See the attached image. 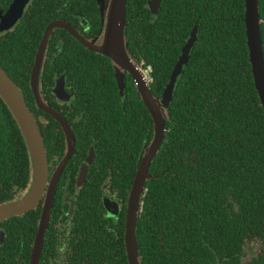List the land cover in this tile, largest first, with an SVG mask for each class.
<instances>
[{
	"label": "trees",
	"instance_id": "1",
	"mask_svg": "<svg viewBox=\"0 0 264 264\" xmlns=\"http://www.w3.org/2000/svg\"><path fill=\"white\" fill-rule=\"evenodd\" d=\"M10 1L0 0V11ZM89 1L95 2L32 0L13 29L0 31V64L37 118L44 112L37 107L31 74L46 26L71 10L86 14ZM149 1L128 0L126 36L132 57L152 67L150 86L157 97L196 26L198 38L177 81L165 141L150 169L155 177L142 198L141 264H264V107L250 63L245 0H163L155 17ZM260 16L264 49V0ZM56 32L66 34L64 48L59 52L54 44L53 53L49 45L41 89L53 95L55 78L65 73L75 90L72 106L59 107L70 112L71 121L75 109L85 119L82 126L73 123L77 154L70 165L83 160L90 145L98 151L62 263L129 264L126 208L154 136L153 118L130 75L123 97L110 58L84 48L64 29ZM47 119L46 128L39 124L56 158L64 152L65 137L55 119ZM32 166L22 132L0 96V203L27 192ZM103 184L117 190L123 203L118 219L107 216ZM62 204L54 206L41 264H55L52 228ZM40 213L41 206L0 222L5 231L0 264L30 263Z\"/></svg>",
	"mask_w": 264,
	"mask_h": 264
},
{
	"label": "water",
	"instance_id": "2",
	"mask_svg": "<svg viewBox=\"0 0 264 264\" xmlns=\"http://www.w3.org/2000/svg\"><path fill=\"white\" fill-rule=\"evenodd\" d=\"M32 0H13L6 11H0V31H8L24 17L25 12ZM163 0H150L149 7L151 13L155 16L159 13ZM101 9L107 14L106 28L103 31L102 39H87L81 36L78 30L62 20L50 23L44 33L40 43L36 61L31 74V87L34 93L37 107L47 114L52 115L61 125L67 140L66 151L54 177L49 181L50 160L48 149L39 118L36 117L27 99L17 84V82L8 74L6 69L0 64V96L8 106L15 118L28 151L32 158V182L27 192L17 199L0 203V222L8 220L15 216H22L36 209L42 203L43 209L39 219V227L34 240L33 250L30 258V264H41L44 246L46 243L47 232L52 217L55 195L59 183V177L65 169L68 162L76 152L77 140L72 126L66 117L55 107L45 102L41 89L42 73L46 62V53L49 40L55 28H63L76 37L85 46L99 52L110 58L115 69V76L122 96H125L127 86V75L134 80L135 86L147 106L154 122V136L150 144L146 147L141 162L137 168L126 209L125 224V246L129 264H141L140 247L137 236L138 220L142 210V198L147 188L149 179L155 177L150 175V169L157 154L161 150L167 134V118L170 116V104L172 102L177 81L184 68L188 64L191 52L198 38V26L194 28L186 44L183 47L182 54L171 74L170 80L161 97H157L151 90L150 71L138 63L128 50L126 36L127 6L128 0H110L109 7L106 10V1L98 0ZM245 22L247 32V42L252 65L255 87L260 96L264 107V49L261 32L260 0H245ZM66 74H63L56 81L55 93L59 96L67 95ZM69 95V99H70ZM97 153L95 147H92L87 161L83 164L79 187H82L86 180L89 168L95 162ZM107 188V187H106ZM103 204L107 209L109 217H119L121 214L120 204L111 197H104ZM73 212V209H72ZM72 214V213H71ZM5 240V231L0 229V241L3 244Z\"/></svg>",
	"mask_w": 264,
	"mask_h": 264
},
{
	"label": "flooded vegetation",
	"instance_id": "3",
	"mask_svg": "<svg viewBox=\"0 0 264 264\" xmlns=\"http://www.w3.org/2000/svg\"><path fill=\"white\" fill-rule=\"evenodd\" d=\"M105 1H106V10H107V8L109 7L110 0H105ZM12 2H13V0L10 1V5H11ZM87 4L88 5L85 6L86 14H83L80 11H72L71 10L65 15L64 14L59 15V18L54 20V21L62 20V21H65L67 23H70L72 26H74L78 30V32H79V34L81 36H83V37H85L87 39H97L98 40L100 38V40H101L102 39V35H103V31L106 28L107 14L104 15V13H103V11L101 9V6L98 3V0H95V2L89 1ZM62 13H64V12H62ZM54 21H52V22H54ZM52 22H50V23H52ZM48 25L46 26V29H47ZM46 29H45V31H46ZM57 29H63V28H55L54 31L51 34V37H50V40H49V45L51 44L50 45L51 52H53V53H54V51L57 52L53 48L54 44H56V48L58 49L59 52L63 51L64 38H66V34L62 33V32H59V33L56 32ZM45 31H44V33H45ZM69 34H70V36H72L71 33H69ZM72 37L78 43H80L84 48H87V49H89L92 52L99 53V52H96V51L90 49L89 47L85 46L76 37H74V36H72ZM49 45H48L47 53H46V61L48 60V58H50L48 56ZM99 54H101V53H99ZM35 61H36V58H35ZM45 64H46V62H45ZM112 64H113V62H112ZM43 70H44V68H43ZM63 74H65V73H62L61 75H59V76H57L55 78V85L53 87V93L54 94L53 95H49L48 97H46L43 94V96H44L45 102L47 104H50L53 107H55L61 114H63L66 117V119L69 121L70 125L72 126L74 134H75V129H74L73 123H78L79 126H82V124H83L85 119H84L83 113L82 112H75V110H76L75 109V110H72L73 112L71 113V114H75V118H74L73 121H71V119L69 117L70 116V112H66L67 110L65 111V110H62L61 108H59V107H61L63 105L64 106L66 105V108L68 106L71 107L73 101L76 98L75 90H72V86L68 83L67 76H66V80H65L67 95L59 96V95H57L55 93L54 90H55V87H56V81ZM69 95L71 96L70 99L68 98ZM49 99L53 103L55 102V105L49 103L48 102ZM43 112H44L43 114L39 115V120H40L39 123H41L44 126V128H46L47 125H48L47 116L50 115V114H47L45 111H43ZM50 116L52 118H54L52 115H50ZM55 121L60 125V127H61V129H62V131L64 133L62 125L56 119H55ZM40 127H41V130L43 132L44 130H43L41 125H40ZM43 135H44V133H43ZM64 137H65V133H64ZM75 137H76V140H77L76 134H75ZM44 139H45V136H44ZM66 143H67V140H66V137H65V149H64V152H63L62 155H60V156H58L56 158L54 157V155L51 157L50 153H49V150H48L49 160H50L49 181L51 180L52 177H54V173H55L56 169L58 168V165L60 164L61 160L64 157V154H65V151H66ZM45 144H46V140H45ZM92 147H95V145L92 144V145H90L87 148V151L85 150L86 153L83 156L84 157L83 160H80V159L78 160L77 159L76 163L75 164L73 163V165L71 166L70 165V161L72 160L74 155L77 154V146H76L75 154L72 156L71 160L68 162V164L66 165L65 169L61 173V176L59 177V183H58V187H57V193L55 195L54 206L57 203H59L60 200L63 201V204H62L61 210L59 212L60 214L58 215V220L53 222L54 226L52 228V229L55 230V233L57 235V239H56V242H55L56 243V245H55V255H54L53 259H51L50 261L55 262V264H63L62 263L63 260L65 258H67V254L70 253L69 252V248H68V244H69L68 242L70 241L69 239L71 238L72 234L74 233L75 226L77 225L76 215H77V212L79 211V208H80V201H81V198L83 196V190L85 189V187L88 185V183L90 182V180L93 177V175L91 174V170H92V167H93L94 163L97 160V158H96L95 162L89 168L86 180L83 183L82 187H79L78 183L80 181L81 176H83L81 174L82 167H83V164L87 161L89 153H90ZM95 151H96L97 156H98V151L96 150V147H95ZM102 191H103L102 192V197H101L102 204H103L104 197L107 196V197L113 198L114 200H117L119 202V204H120L121 210L123 209V203L118 198L117 190L113 191L111 189L110 185L108 186L107 184H103L102 185ZM43 201H44V199H43ZM43 201L39 205V207L41 206V212H42V209H43V206H42ZM54 209L55 208L53 207V210ZM72 209H73V212H72ZM105 209H106V207H105ZM106 213H107V209H106ZM52 216L54 217L53 212H52ZM107 216H108V213H107ZM40 217H41V213H40ZM53 217H51V221H52ZM109 218L118 219L119 217H109ZM38 227H39V221H38ZM49 228H50V224H49ZM37 231H38V229H37ZM48 231H49V229H48ZM36 234H37V232H36Z\"/></svg>",
	"mask_w": 264,
	"mask_h": 264
},
{
	"label": "rangeland",
	"instance_id": "4",
	"mask_svg": "<svg viewBox=\"0 0 264 264\" xmlns=\"http://www.w3.org/2000/svg\"><path fill=\"white\" fill-rule=\"evenodd\" d=\"M245 255H247V254H245Z\"/></svg>",
	"mask_w": 264,
	"mask_h": 264
}]
</instances>
